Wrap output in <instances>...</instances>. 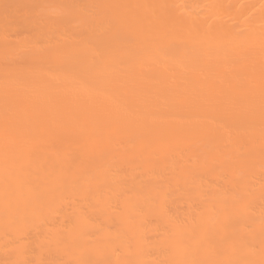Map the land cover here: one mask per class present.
<instances>
[{"label": "bare ground", "instance_id": "6f19581e", "mask_svg": "<svg viewBox=\"0 0 264 264\" xmlns=\"http://www.w3.org/2000/svg\"><path fill=\"white\" fill-rule=\"evenodd\" d=\"M0 264H264V0H0Z\"/></svg>", "mask_w": 264, "mask_h": 264}]
</instances>
